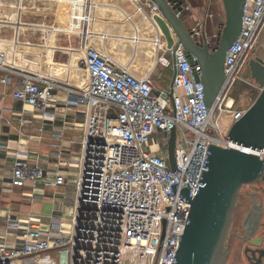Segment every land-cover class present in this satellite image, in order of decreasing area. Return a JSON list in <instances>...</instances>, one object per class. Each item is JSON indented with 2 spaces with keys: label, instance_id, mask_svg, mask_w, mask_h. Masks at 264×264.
I'll return each mask as SVG.
<instances>
[{
  "label": "built area",
  "instance_id": "2783aa9c",
  "mask_svg": "<svg viewBox=\"0 0 264 264\" xmlns=\"http://www.w3.org/2000/svg\"><path fill=\"white\" fill-rule=\"evenodd\" d=\"M142 4L149 8L151 18L159 13L156 3L146 0ZM6 5L0 0V69L19 78L12 91L14 98L46 113L58 85L26 69L37 65L30 52L11 48L9 31L23 23L20 13L6 10ZM180 6L176 15L185 16L192 7L188 0H180ZM263 27L264 0H244L240 31L225 52L223 79L209 107L201 66L182 43L175 47L177 38L171 47L163 38L155 62L172 71V86L167 90L156 89L150 73L136 76L102 50L84 45L81 62L87 84L59 86L65 89V105L82 108L84 115L79 155L59 160L80 171L74 184L76 196L71 205L64 203L70 207L68 221L59 209L53 210L45 223L0 211V264L175 261L178 234L183 232L190 203L173 194L170 183L177 181L176 187L181 188L188 182L190 197L194 196L203 184L198 179L201 169H207L203 163L209 143L242 149L264 160V148L243 147L227 137L230 125L246 110L234 108L229 93L236 82L249 83L241 76V69ZM201 28L199 25L193 30L200 34ZM215 44H209L210 51L216 49ZM12 54L15 65L7 62ZM0 82L11 84V78L4 76ZM224 112L229 116L225 127L221 124ZM171 130L174 169L169 156ZM23 154L18 153L13 160L11 186L21 187L27 182L33 186L67 184L64 169H44L27 162ZM38 197L41 195L37 193L29 195L30 200Z\"/></svg>",
  "mask_w": 264,
  "mask_h": 264
},
{
  "label": "crops",
  "instance_id": "0c3cea01",
  "mask_svg": "<svg viewBox=\"0 0 264 264\" xmlns=\"http://www.w3.org/2000/svg\"><path fill=\"white\" fill-rule=\"evenodd\" d=\"M7 1L5 9L18 11L23 23L16 31H9L11 48L30 52L29 57L37 65L26 69L58 86L46 113H42L13 97L19 78L0 69V78H11V84L0 82V211L45 223L52 211L59 209L67 222L70 207L63 199L75 198L74 184L80 171L75 165L60 164L59 160L79 155L84 115L82 108L65 105V89L59 86L87 84L81 55L84 45L89 44L136 76L150 73L156 89L167 90L171 87L172 71L155 63L164 36L149 8L140 0ZM188 1L192 7L183 19L193 29L203 21L197 17L198 0ZM211 3L216 5L217 0ZM7 62L16 64L13 54ZM20 152L26 153L23 156L27 162L44 169H64L67 184L33 186L27 182L21 187L11 186L13 160ZM31 193L41 197L30 200Z\"/></svg>",
  "mask_w": 264,
  "mask_h": 264
},
{
  "label": "water",
  "instance_id": "95a60500",
  "mask_svg": "<svg viewBox=\"0 0 264 264\" xmlns=\"http://www.w3.org/2000/svg\"><path fill=\"white\" fill-rule=\"evenodd\" d=\"M157 4L159 13L152 19L163 34L167 47H171L177 38L175 47L182 43L189 56L194 55L201 66V80L204 85L205 103L211 106L223 79V62L226 50L237 37L242 18L244 0H221L224 8V21L220 22V30L213 42L216 49L209 50L208 35L204 29L198 34L184 24L180 0H150ZM145 3L146 0H140ZM170 57L169 53L165 54ZM173 59V58H172ZM252 79L259 84L260 92L246 108L243 115L234 121L227 137L243 147L251 149L264 148V59L260 57L249 60ZM172 86V81H171ZM174 130L169 138V156L172 168ZM207 169H201L198 186L194 196L189 194L191 186L181 185L177 181L170 183V191L179 195L182 201L190 203L183 232L179 235L178 245L171 264H225L228 254L226 240L232 215L236 208V200L244 184L260 178L264 172V160L257 154L242 149L208 144L203 163ZM255 197L257 193H249ZM260 215V207L255 213L246 216V236L253 233ZM171 233V232H170ZM174 234V233H171Z\"/></svg>",
  "mask_w": 264,
  "mask_h": 264
},
{
  "label": "flooded vegetation",
  "instance_id": "af4514ba",
  "mask_svg": "<svg viewBox=\"0 0 264 264\" xmlns=\"http://www.w3.org/2000/svg\"><path fill=\"white\" fill-rule=\"evenodd\" d=\"M220 27L219 24L216 32L210 38L212 42L216 38ZM205 34L207 35L206 32ZM255 57L262 58L256 53L251 58ZM249 60L245 62V67L247 72L250 73ZM247 184L254 183L250 182ZM251 192H255L257 195L253 197L249 194ZM258 206L260 207L258 224L253 233L246 236L245 226H248L246 216L251 212L255 213ZM226 244L228 245V254L225 264H264V196L259 191L253 188L241 187L236 200V208L232 215Z\"/></svg>",
  "mask_w": 264,
  "mask_h": 264
},
{
  "label": "rangeland",
  "instance_id": "374dc122",
  "mask_svg": "<svg viewBox=\"0 0 264 264\" xmlns=\"http://www.w3.org/2000/svg\"><path fill=\"white\" fill-rule=\"evenodd\" d=\"M11 2V0H9ZM16 0H13V2ZM26 0H24L25 2ZM4 2H7L4 0ZM198 12L197 17L200 18L202 22L201 26L204 28L208 37L211 38L212 35L216 32L220 22L224 21V8L221 0H217L216 5H211V0L205 2L204 0H198ZM17 4V3H16ZM15 4V5H16ZM211 14V16L209 15ZM203 19V20H202ZM200 21V22H201ZM198 22V21H197ZM159 41V40H158ZM158 48V44L156 45ZM157 50V49H156ZM258 54L264 59V27L260 32L255 45L246 55V61L249 60L254 55ZM160 54V53H159ZM250 73L247 72L246 67L244 66L241 69V76L249 81L245 83L244 81L236 82L234 87L231 89L229 95L234 99V108H247L253 100L257 97L260 92V86L253 79L249 78ZM229 116L226 112L223 113L221 118V124L223 127L227 125ZM254 184H244L242 188H253L264 196V176L262 175L257 180L253 181ZM64 203L71 205V199H63Z\"/></svg>",
  "mask_w": 264,
  "mask_h": 264
},
{
  "label": "trees",
  "instance_id": "16d2710c",
  "mask_svg": "<svg viewBox=\"0 0 264 264\" xmlns=\"http://www.w3.org/2000/svg\"><path fill=\"white\" fill-rule=\"evenodd\" d=\"M262 175L264 176V173Z\"/></svg>",
  "mask_w": 264,
  "mask_h": 264
}]
</instances>
